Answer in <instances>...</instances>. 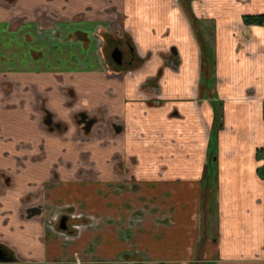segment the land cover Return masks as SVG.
Returning <instances> with one entry per match:
<instances>
[{
  "label": "crops",
  "instance_id": "obj_1",
  "mask_svg": "<svg viewBox=\"0 0 264 264\" xmlns=\"http://www.w3.org/2000/svg\"><path fill=\"white\" fill-rule=\"evenodd\" d=\"M2 3L0 243L16 261L0 264H50L59 254L53 242L40 241L42 219L22 217L29 196L49 207L82 203L111 220L151 208L168 214L165 225L152 222L155 214H142L128 238L114 225L104 227L78 264H264V26L243 21L261 15L264 0ZM46 16L64 25L54 49L36 34ZM107 22L111 28L100 33L97 49L90 36ZM76 30L86 46L64 40ZM106 38L123 53V63L108 64L107 71L133 66L129 41L145 59L142 67L105 73L97 62L107 63ZM39 105L61 135L41 125ZM98 109L120 123L104 147L81 143L75 133L74 116ZM114 157L135 190L114 193L88 181L89 164L99 181L117 182L122 174ZM88 235L71 251H83Z\"/></svg>",
  "mask_w": 264,
  "mask_h": 264
},
{
  "label": "flooded vegetation",
  "instance_id": "obj_2",
  "mask_svg": "<svg viewBox=\"0 0 264 264\" xmlns=\"http://www.w3.org/2000/svg\"><path fill=\"white\" fill-rule=\"evenodd\" d=\"M2 3L3 6L8 7L9 6V2H11V0H0V3ZM12 4V3H11ZM261 15H264V12L260 13ZM44 23L40 24L37 27V31L36 34L38 36V38H40L41 40H44L46 42H49L48 44L51 45V49H54L56 46L60 45L61 41L63 40V38L61 37V31L64 29V25L60 24L54 20H50L48 19V17H44ZM80 21V19L78 17H74V19L72 20V22L74 23H78ZM18 22L14 23L13 28H15L17 26ZM111 23L107 22L104 26H100L98 25L96 27V29L93 30V33L91 34V38L93 39V41L96 42L97 44V49H100V47L102 48L103 46V40L102 37L100 35V33L102 34H107L108 31L111 28ZM66 29V27H65ZM14 30V29H13ZM72 33H74V35H70L69 39H64L66 42L70 41L74 38L77 39V41H81V44L83 46L87 45V40L85 37V34H82L81 32H78L77 30L75 32L72 31ZM120 39V38H119ZM130 42V47H131V51L134 54V57L137 58L136 61H133L132 64L133 66L130 65H126V67L122 68L120 71H116L113 72L111 71V73L109 72V66L108 64H112L114 63L115 65H121L123 63V53L121 51V48L118 47V45L114 46L109 52H108V59H107V63L104 65V63H102L100 61V67L101 69H103V71L105 73H108V75H125V74H130L132 72H135L136 69L142 67V65L145 62V59L143 58H139L136 53L134 52V47ZM56 43H58L56 45ZM115 51L119 52V57L116 58L115 56L113 57L112 55L116 54ZM101 52V50H100ZM118 61V62H117ZM113 65V64H112ZM82 67H84V64L81 65ZM109 70V71H107ZM159 75H156L154 77V82L157 81ZM157 98V96L155 97ZM158 100V99H157ZM41 99H40V103H41ZM39 104V103H38ZM151 104H153L151 102ZM35 108V107H34ZM35 111L39 114H41V125L45 127V130L51 132V133H55L57 135H61L63 132L61 131V126L59 128V125L56 121L53 120V116L44 112L43 109L41 108V105H39L38 107L35 108ZM84 116V117H82ZM84 121H90V125L88 126V128L86 129V125L84 123ZM74 122L76 124V137L78 139H82V141H80L81 143H91L94 142L98 145H100L101 147H104L105 145H108L109 143L112 142V139L115 138V136L117 135L118 132V128H119V124L115 118H108L105 117L104 114L102 113V111H100L98 109V111L95 112V115H91L88 116L86 113H77L74 116ZM114 160V165L117 166L116 169L118 170V172L122 175L120 179H118L117 182L114 183H105L104 181H99L97 175L92 172V167L91 165L88 164L89 169V173H87V177L89 175L88 181L92 182V183H96V184H102L103 183V187L104 188H108L111 189L110 191L114 192V193H118L121 192L123 189H132L135 190L136 189V185L134 184V181L132 179H130L131 177L129 176V172L125 170V175L124 174V167L120 162V159L117 157L113 158ZM85 159H82L81 163L85 162ZM81 167H79L78 171H82L80 170ZM79 174V172H78ZM83 182H87L86 180H82ZM96 194L98 195H103V189L98 188V190H96ZM32 200L29 198H26L23 206L22 210H21V215L22 217H26L29 213V209L30 208H34V207H39V214L38 215H34L31 216L29 218H38L40 217L42 219L41 223H42V227L44 229V236H42L40 238V241L42 244H47L48 242H53L56 246L60 247L59 245H57V241L58 240H69V244L67 247H64V242L65 240L61 243L62 246L59 248V254L54 256L51 260L50 264H73V261L75 259H72V254H77L78 255H86L88 253H90L91 251L90 248L88 249L87 247H85V251L84 252H80L79 249L77 248V251H71V249L74 247V244L79 241L81 238V236L87 234V233H82L81 235H75V230H70V231H65L66 227H65V222L67 220L68 214H64V216H59V212L56 215H51L50 217H46V213H51L52 208L51 207H45L43 206L42 203L40 204H35V205H30V201ZM77 203L72 204L70 207L66 208V213L67 211L69 212H75L77 211V209L79 208V210L81 209L82 211H86L85 210V205L81 204V207H78L79 205H76ZM80 210V211H81ZM79 211V212H80ZM161 215L165 216V220L166 223L169 221V216L167 213H161ZM125 219L124 216L120 215L119 218ZM28 218V219H29ZM79 218V217H78ZM78 218L76 219V221L78 220ZM85 224V223H84ZM68 232V233H67ZM0 263H7V262H14L16 261V258L14 257V255L12 254V252L10 250H8L5 245L3 243H0ZM88 252V253H86ZM69 258L70 260H67V262L63 261L64 259ZM76 262H78L76 260ZM26 264H37L36 262H31V263H26ZM43 264H47V263H43ZM95 264H100L98 261H95Z\"/></svg>",
  "mask_w": 264,
  "mask_h": 264
},
{
  "label": "rangeland",
  "instance_id": "obj_3",
  "mask_svg": "<svg viewBox=\"0 0 264 264\" xmlns=\"http://www.w3.org/2000/svg\"><path fill=\"white\" fill-rule=\"evenodd\" d=\"M184 1L185 0H182V2H184ZM184 6L186 7V5H184ZM66 32L69 33V31H66ZM78 42L81 43V41H78ZM106 42H107V46H108V49H107L108 51L105 50V52H107L106 53V57H107L108 52L116 45H115L114 41L111 40V38H106L105 43ZM102 61H104V59H102ZM97 63L100 64L99 61ZM79 141H82V139H79ZM48 189H50V188H48ZM27 198H29V199L32 198V200L30 201V205H28V206L36 204V199L34 198V196H29ZM43 200H46V197H43ZM48 205H49L48 201H45L43 203V206H45V207H49ZM76 205H79L78 207H81L80 203H77ZM59 207H61V208H57V204H53V206L51 207L52 208L51 213H46V217H50L51 215H56V214H58V212H59V216H64V214H68L67 220L65 222V227H66L65 231L75 230V232H76L75 235H81L84 232L87 233V235L88 234L93 235L92 236L93 239L91 241H89L90 236L88 235V238H87L88 242L86 244H84L85 247H87L88 249L90 248L89 251H93L94 246L96 244H98L99 235H101L100 233H101L102 229L106 226H110V225L116 226L117 228L114 229L115 233L119 234L121 238L122 237L128 238L131 234V232H130L131 229L137 228L139 226L140 222H142V219L144 218L145 215L146 216H148V215L153 216V214H155V217H153V221H152L153 223H155V224L159 223L160 225L166 224L165 216H163L161 214L158 216V214L156 213L157 210L150 212L152 210V208L149 209L147 211V214H145V215L142 211H133V212H129V216L126 219H123V217H122V218H118L116 220H111V219L106 218L104 216H102V217H98V215L95 216V213H92V212L82 211L81 209H80L81 210L80 211L79 208L74 213L72 211L71 212L67 211V213H66L65 209L68 208V206H64V207L59 206ZM149 212L151 214H149ZM142 214L144 215L143 217H142ZM77 218H78V220L76 221ZM145 220H146V217H145ZM149 230L152 232L153 235L155 234L151 228ZM62 240L64 241L65 239H62ZM62 240L60 239L57 241V244L60 247L62 246V244H61L63 242ZM69 242H70L69 240H65V242L63 244L64 247H67ZM84 251H85V248L81 252H84ZM57 253H58V251H57ZM86 253H88V252H86ZM161 253H163V252H161ZM71 257H72V259H75L73 261V264H78V262H76V260L80 259V257L87 258V256L84 254H82L81 256L80 255L77 256V254H72ZM178 257H179L178 254H173L172 258H178ZM165 258H169V257H165ZM67 260H70V259L67 258V259H64L63 261L67 262ZM160 260H161V264H163L164 262L167 261L166 259H160ZM116 261L117 262L115 264H117V263L122 264L123 263V261L121 259H118ZM142 263L147 264V263H145L144 260L141 261V264Z\"/></svg>",
  "mask_w": 264,
  "mask_h": 264
},
{
  "label": "trees",
  "instance_id": "obj_4",
  "mask_svg": "<svg viewBox=\"0 0 264 264\" xmlns=\"http://www.w3.org/2000/svg\"><path fill=\"white\" fill-rule=\"evenodd\" d=\"M243 21L245 24L257 23L264 26V15L246 16V18H243ZM259 175L264 179V165L259 169Z\"/></svg>",
  "mask_w": 264,
  "mask_h": 264
},
{
  "label": "water",
  "instance_id": "obj_5",
  "mask_svg": "<svg viewBox=\"0 0 264 264\" xmlns=\"http://www.w3.org/2000/svg\"><path fill=\"white\" fill-rule=\"evenodd\" d=\"M116 52V54H114V55H112L113 57L115 56L116 58H118L120 55H119V52L118 51H115ZM118 62V61H117ZM82 117H84V116H82ZM85 118V117H84ZM84 123H85V127H86V129L88 128V126L90 125V121H84ZM29 213H28V215H27V218H29V217H31V216H34V215H38L39 214V207H34V208H30L29 210ZM0 254H1V252H0Z\"/></svg>",
  "mask_w": 264,
  "mask_h": 264
}]
</instances>
